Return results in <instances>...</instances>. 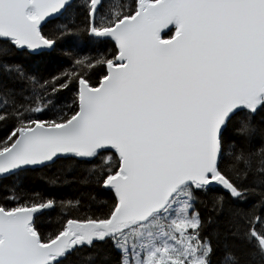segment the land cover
I'll list each match as a JSON object with an SVG mask.
<instances>
[{"label":"snow or ice","instance_id":"6c2138e0","mask_svg":"<svg viewBox=\"0 0 264 264\" xmlns=\"http://www.w3.org/2000/svg\"><path fill=\"white\" fill-rule=\"evenodd\" d=\"M0 186V264H264V0H0Z\"/></svg>","mask_w":264,"mask_h":264},{"label":"trees","instance_id":"16d2710c","mask_svg":"<svg viewBox=\"0 0 264 264\" xmlns=\"http://www.w3.org/2000/svg\"><path fill=\"white\" fill-rule=\"evenodd\" d=\"M121 2H127V0H121ZM24 185L31 189L40 190L43 187V180L39 176H31L24 180ZM2 187V186H0Z\"/></svg>","mask_w":264,"mask_h":264}]
</instances>
